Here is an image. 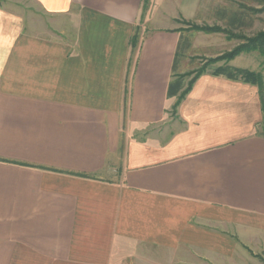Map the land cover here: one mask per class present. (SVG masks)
Segmentation results:
<instances>
[{"label": "crops", "instance_id": "crops-1", "mask_svg": "<svg viewBox=\"0 0 264 264\" xmlns=\"http://www.w3.org/2000/svg\"><path fill=\"white\" fill-rule=\"evenodd\" d=\"M148 1L0 0V264L264 251L260 87L219 63L176 105L203 0Z\"/></svg>", "mask_w": 264, "mask_h": 264}, {"label": "rangeland", "instance_id": "rangeland-1", "mask_svg": "<svg viewBox=\"0 0 264 264\" xmlns=\"http://www.w3.org/2000/svg\"><path fill=\"white\" fill-rule=\"evenodd\" d=\"M148 2L147 0L144 5L145 8H147ZM261 8H263L261 0H203L198 18L194 20L183 19L182 23L186 26V29L184 28L185 30L182 32L180 50H183L186 44L190 49L189 57L181 63L180 72L174 74V80H177L179 85L177 97L202 66H206V70H208L219 65V63H233L241 66L240 68L250 69L262 74L263 82L258 83V86L262 94L263 104L264 75L262 72L264 71V56L258 51H243L229 61H226V59L210 61L241 44V39L230 37L225 31L206 32L196 29L197 25L218 24L238 34L252 36L257 31L264 29V9ZM238 247L246 250L243 253L246 260L238 258V261H244L247 264H264V251L259 242L245 244L239 242Z\"/></svg>", "mask_w": 264, "mask_h": 264}, {"label": "trees", "instance_id": "trees-1", "mask_svg": "<svg viewBox=\"0 0 264 264\" xmlns=\"http://www.w3.org/2000/svg\"><path fill=\"white\" fill-rule=\"evenodd\" d=\"M263 3L264 9V0H261ZM196 29H201L206 32H220L225 31L230 35V37H237L238 39H241V44L237 45L235 48L231 49L230 51H227L223 55L219 56L218 58H213L210 61H217L220 59H226V61H229L242 53L243 51H258L260 54L264 56V29H261L257 31L252 36H247L245 34H238L236 32H233L231 30H228L224 28L221 25L214 24V25H202V26H196ZM227 72V74L230 77H242L243 79L247 81L254 82L256 84L262 83V74L260 72H254L250 69H244L240 67H233L230 65H226L225 67L220 68L218 72ZM206 71V66H202L200 70H198L195 75L191 78L189 84L186 86V88L183 89V91L179 94L177 103L178 105L182 98L191 90L194 81L204 72ZM176 89V93L179 89V85L177 83V80H174L170 84L169 93L173 94V91ZM263 115H264V102H263ZM264 118V116H263ZM264 131V128H263Z\"/></svg>", "mask_w": 264, "mask_h": 264}]
</instances>
